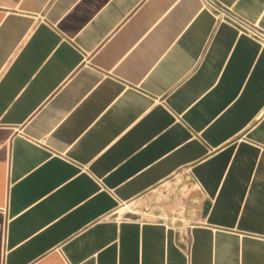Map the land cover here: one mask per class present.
I'll use <instances>...</instances> for the list:
<instances>
[{"label": "crops", "instance_id": "0c3cea01", "mask_svg": "<svg viewBox=\"0 0 264 264\" xmlns=\"http://www.w3.org/2000/svg\"><path fill=\"white\" fill-rule=\"evenodd\" d=\"M221 13L264 33V0H0V264H264V41Z\"/></svg>", "mask_w": 264, "mask_h": 264}, {"label": "built area", "instance_id": "2783aa9c", "mask_svg": "<svg viewBox=\"0 0 264 264\" xmlns=\"http://www.w3.org/2000/svg\"><path fill=\"white\" fill-rule=\"evenodd\" d=\"M221 14L224 15V13H221ZM222 15H220V16H222ZM222 18L229 19L232 22H234L235 24H237V26L239 27V29L242 32H246V33L250 34L251 36L264 41V33L263 32H261L257 29L251 28V26L249 24L241 21L240 19H237V18L230 16V15H228V16L224 15V16H222Z\"/></svg>", "mask_w": 264, "mask_h": 264}]
</instances>
